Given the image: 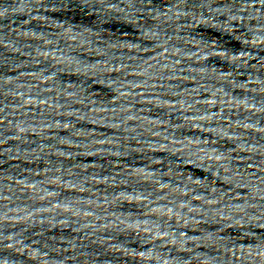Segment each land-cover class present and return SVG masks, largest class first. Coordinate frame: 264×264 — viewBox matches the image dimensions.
<instances>
[{"label":"water","instance_id":"obj_1","mask_svg":"<svg viewBox=\"0 0 264 264\" xmlns=\"http://www.w3.org/2000/svg\"><path fill=\"white\" fill-rule=\"evenodd\" d=\"M264 48V0H180Z\"/></svg>","mask_w":264,"mask_h":264}]
</instances>
